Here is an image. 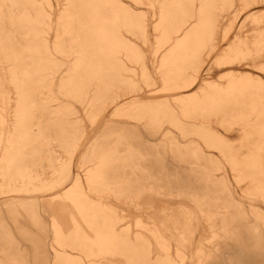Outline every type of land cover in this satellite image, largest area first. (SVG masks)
Segmentation results:
<instances>
[{
  "label": "rangeland",
  "instance_id": "obj_1",
  "mask_svg": "<svg viewBox=\"0 0 264 264\" xmlns=\"http://www.w3.org/2000/svg\"><path fill=\"white\" fill-rule=\"evenodd\" d=\"M263 226L264 0H0V264H264Z\"/></svg>",
  "mask_w": 264,
  "mask_h": 264
},
{
  "label": "bare ground",
  "instance_id": "obj_2",
  "mask_svg": "<svg viewBox=\"0 0 264 264\" xmlns=\"http://www.w3.org/2000/svg\"><path fill=\"white\" fill-rule=\"evenodd\" d=\"M166 159H167V158H166ZM170 160H171V159H170ZM186 160H187V159H186ZM186 160H185V162H186ZM155 162H156V161H155ZM172 170H173V169H172ZM168 172H169V171H168ZM164 173H165V172H164ZM163 175H164V174H163ZM163 175H162V177H163ZM173 175H174V174H173ZM164 176H165V175H164ZM170 176H171V175H170ZM179 176H180V175H179ZM173 177H174V176H173ZM173 177H172V178H173ZM153 178H154V177H153ZM177 178H178V177H177ZM177 178H176V179H177ZM154 179H156V178H154ZM158 179H159V177H158ZM161 179H162V178H161ZM164 179H165V178H164ZM169 179H171V178H169ZM173 179H174V178H173ZM169 181H172V180H169ZM173 181H175V180H173ZM176 181H177V180H176ZM163 182H165V180H164ZM163 182H162V183H163ZM160 183H161V182H160ZM172 183H173V182H171L170 185H171ZM177 183H178V182H177ZM179 183H180V182H179ZM179 183H178V184H179ZM182 183H183V182H182ZM165 184L167 185L166 182H165ZM153 185H154V184H153ZM157 185H159V184H157ZM172 185H173V184H172ZM175 185H176V184H174V187H175ZM151 186H152V185H151ZM151 186H150V187H151ZM155 186H156V184H155ZM160 186H164V185H163V184H162V185L160 184ZM179 186H180V185H179ZM158 187H159V186H158ZM166 187H168V186H166ZM155 188H157V187H155ZM162 188H163V187H162ZM175 188H176V187H175ZM175 188H172V189L175 190ZM177 188H178V187H177ZM196 189H197V188H196ZM168 190H169V189H168ZM177 191H178V190H177ZM186 192H188V190H187ZM189 193H190V192H189ZM192 193H193V192H191L190 194H192ZM197 194H198V193H197ZM199 195H200V194H199ZM192 196H193V194H192ZM194 196H195V194H194ZM196 196H198V195H196ZM200 196H201V195H200ZM200 196H199V197H200ZM205 196H206V195H205ZM215 197H216V196H215ZM216 198H217V197H216ZM221 206H222V204H221ZM223 208H224V207H223ZM222 210H223V209H222ZM226 210H227V209H226ZM228 210H229V209H228ZM228 212H229V211H228ZM226 213H227V212H226ZM226 213H225V214H226ZM228 214H229V213H228ZM234 216H235V215H234ZM234 216H233V217H234ZM229 217H230V215H229ZM229 217H228V218H229ZM230 219H231V218H230ZM233 219H234V218H233ZM228 220H229V219H228ZM231 224H232V223H231ZM234 227H235V225H234ZM263 228H264V226H263ZM233 229H235V228H233ZM255 230H256V228H255ZM255 230H253V232H254ZM255 232H256V231H255ZM256 233H257V232H256ZM254 234H255V233H254ZM250 237H251V236H250ZM252 260H253V259H252ZM242 264H243V263H242Z\"/></svg>",
  "mask_w": 264,
  "mask_h": 264
}]
</instances>
